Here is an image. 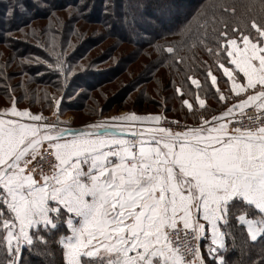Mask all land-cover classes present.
Masks as SVG:
<instances>
[{
	"label": "snow or ice",
	"instance_id": "snow-or-ice-1",
	"mask_svg": "<svg viewBox=\"0 0 264 264\" xmlns=\"http://www.w3.org/2000/svg\"><path fill=\"white\" fill-rule=\"evenodd\" d=\"M89 7L84 0L78 11ZM60 8L8 0L0 32ZM117 8L130 39L150 45L183 13L179 0H106V13ZM219 8L223 27L211 45L201 41L216 73L208 68L210 85L188 79L214 89L220 107L183 98L193 124L127 112L72 128L60 120L63 97L53 95L49 119L9 96L0 109V264H25V252L35 257L27 264H264V15L236 22L234 5ZM48 67L66 85L75 72L64 61Z\"/></svg>",
	"mask_w": 264,
	"mask_h": 264
},
{
	"label": "trees",
	"instance_id": "trees-1",
	"mask_svg": "<svg viewBox=\"0 0 264 264\" xmlns=\"http://www.w3.org/2000/svg\"><path fill=\"white\" fill-rule=\"evenodd\" d=\"M7 2L0 0V9ZM55 2L61 8L54 15L34 18L27 26L21 24L22 31L13 26L10 35L0 32V98L10 101L9 96L14 95L18 106L44 112L52 111L48 104L55 95L63 97L66 110H89L91 113L86 116L94 118L115 107L125 110L130 102V107L137 111L153 107L170 117L194 123L195 118L190 120L192 115L182 99L191 103L196 95L206 99L209 111L219 109L211 94L214 89L197 90L188 79L191 76L202 85H210V78L206 81L208 68L211 66L216 73L215 57L208 54L201 41L211 45L216 32L223 27L221 4L236 7V22L264 15L260 0H179L183 13L173 23L172 31L150 45L143 38L135 42L130 39L131 31L118 18L121 9H116L115 16L111 11L106 13V0H87L90 7L83 14L78 7L84 0L79 5L78 0ZM134 2L117 0L125 6ZM168 44L175 46L174 55L158 51L157 45ZM57 61L75 68L67 85L62 76L48 67ZM150 84L154 85L151 93L156 97L147 93ZM220 85L225 87L222 81ZM69 95L71 99L67 98ZM171 102L177 105L170 106ZM24 256L25 264L35 259L28 252Z\"/></svg>",
	"mask_w": 264,
	"mask_h": 264
},
{
	"label": "rangeland",
	"instance_id": "rangeland-1",
	"mask_svg": "<svg viewBox=\"0 0 264 264\" xmlns=\"http://www.w3.org/2000/svg\"><path fill=\"white\" fill-rule=\"evenodd\" d=\"M98 53H100V51H98ZM106 66H107V64H106ZM13 81L14 80H11V82H13ZM153 86H154L153 84H150V88L147 89L148 95L149 94L152 95L151 92H152V87ZM105 87L107 88V87H110V86L108 85V86H105ZM221 87L223 88V86H221ZM103 89H105V88H103ZM152 96L156 97L155 95H152ZM9 103H10V101H8V100L6 101V99L0 98V109H3L6 106H9ZM207 103L210 105L212 102L207 101ZM129 104H130V102H128L127 109H125V110H117L116 107H115V108H113V110H111L109 112H106L101 117L94 118V117H89V116L87 117L86 116L89 113H91V111H89V110H85V111H83L81 113L76 112V111L75 112L74 111L70 112V111L66 110V104H63V102H61V105H60V120L62 122H64V126H70L72 128H81V127H83L84 125H86L88 123L98 121V120L103 119L105 117H111V116L119 115L121 113L135 112V113L141 114V115H144V114H159L162 117H165L167 119V121H179L182 125L183 124H193V123H190L189 120L184 121L181 118L179 119V117H176V118L170 117L169 115L165 114L160 109H155L153 107H150V108H147L144 111H137L136 109H132ZM100 105H102V104H100ZM176 105H177L176 102H171L170 106H176ZM18 107L19 108H26L25 106H18ZM36 109H38V108H36ZM31 111L33 113H43L44 117L49 118V119H55L53 109H52V111H44V112L37 111V110H31ZM187 111H188V109H187ZM192 117L193 116H191L190 120H192Z\"/></svg>",
	"mask_w": 264,
	"mask_h": 264
},
{
	"label": "built area",
	"instance_id": "built-area-1",
	"mask_svg": "<svg viewBox=\"0 0 264 264\" xmlns=\"http://www.w3.org/2000/svg\"><path fill=\"white\" fill-rule=\"evenodd\" d=\"M181 124V123H180ZM173 127H175V125H173Z\"/></svg>",
	"mask_w": 264,
	"mask_h": 264
},
{
	"label": "crops",
	"instance_id": "crops-1",
	"mask_svg": "<svg viewBox=\"0 0 264 264\" xmlns=\"http://www.w3.org/2000/svg\"><path fill=\"white\" fill-rule=\"evenodd\" d=\"M201 243H204L203 241H201Z\"/></svg>",
	"mask_w": 264,
	"mask_h": 264
}]
</instances>
